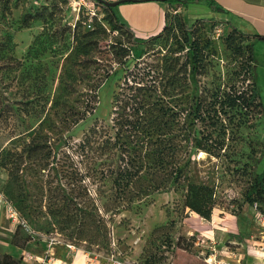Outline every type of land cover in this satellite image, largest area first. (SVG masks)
<instances>
[{
	"label": "rangeland",
	"instance_id": "rangeland-1",
	"mask_svg": "<svg viewBox=\"0 0 264 264\" xmlns=\"http://www.w3.org/2000/svg\"><path fill=\"white\" fill-rule=\"evenodd\" d=\"M44 6L56 11L38 37L43 23L25 27L22 17ZM92 7H85L76 19L63 0H0V197L13 201L33 228L47 232L55 229L51 210L62 205L63 193L77 201L89 200L90 209L96 206L104 218L102 227L108 236L99 247L78 245L83 256L89 253L85 261L141 264L147 244L163 264H209L201 254L209 244L203 240L210 238L221 250L234 252L231 264L264 262V214L245 200L251 175L264 168V41L255 42L253 65L263 110L249 114L250 125L227 131L224 146L214 145L212 153L195 147L192 138L208 131L221 138L220 126L213 129L196 122L192 127L196 135L183 141L189 150L183 154L189 160V178L213 188V213L221 215L222 221L199 224L200 219L187 218L192 212L184 205L186 189L173 180L149 196L135 198L127 210L102 214L98 206L116 190L109 175L114 176L131 158L139 166L143 162L145 147L135 125L138 101L131 96L141 93L138 86H145V99L159 100L172 112H180L182 122L188 117L191 123L189 109L184 108L199 96L210 100L217 88L229 89L235 84L243 89L250 80L243 81L241 58L233 56L223 37L215 34V24L224 20L205 18L212 29L203 33L213 39L214 54L203 69L190 65L173 81L163 54L179 48L177 38L166 35L138 46L125 33L110 28L103 18V6ZM178 9L170 5L167 12L179 14L175 13ZM183 15L191 24L207 14L190 9ZM93 29L94 34L85 36ZM123 47L129 51L126 56ZM183 61L184 55L179 64ZM4 103L12 107L10 113H1ZM179 128L173 122L167 138L178 142ZM4 207L8 215L6 202L0 201L1 213ZM163 224H169L166 234H159L161 238L155 242L152 231ZM212 230L216 232L207 235ZM108 237L111 244H107ZM16 239L23 247L16 248L12 239L14 246L1 239L0 258L10 254L18 264H31L24 257L45 254L48 247L39 236L27 242L24 231ZM76 251L67 249L68 254ZM95 251L100 254L97 258L90 255Z\"/></svg>",
	"mask_w": 264,
	"mask_h": 264
},
{
	"label": "trees",
	"instance_id": "trees-1",
	"mask_svg": "<svg viewBox=\"0 0 264 264\" xmlns=\"http://www.w3.org/2000/svg\"><path fill=\"white\" fill-rule=\"evenodd\" d=\"M63 1L66 3V0ZM94 1L96 4L103 6L105 11L103 18L110 28L125 33L131 42L138 46L148 40L158 39L166 35L170 38H177L179 48L171 50L170 55L167 53L163 54V58L168 63L166 64V72L173 73L171 75L173 81H175V76L180 74V72H187L190 65L203 69L207 58L214 54L213 39L210 36H204L206 33H203L207 29H212V25H209L208 23L210 22L206 21L205 18H199L190 24L185 20L184 15L167 12L164 29L157 35L142 38L136 36L128 24L122 20L115 6L106 5L102 0ZM180 1L188 2L187 0ZM55 11L48 6H44L33 14L25 13L22 17L23 25L30 27L33 22L41 21L43 27L38 33V37H40L47 30L51 19L53 20ZM77 23L76 25H78ZM217 26L215 24L214 30ZM95 31V29L90 30L85 36L92 35ZM221 36L226 47L231 50L232 55L241 58L243 67L241 72L243 70L244 74L243 81L250 80L247 87L242 89L232 84L229 89L224 88L221 90V88H217L211 92L210 100H208L207 96H199L194 104L189 108H184L186 111L189 109L188 114L192 119L191 123H188V117L182 122L180 112H172L170 106H166L159 100L148 101L145 99L143 94L145 86H138L137 89L141 93H134L131 96L138 101L136 114L138 123L134 124L138 125L140 140L143 141L145 147V153L142 154L143 162L139 166L131 158L124 166H120L116 170L114 176L112 174L109 175V177H113V187L116 190L112 198L106 200L102 206H98L102 214L110 213L113 215L122 209L127 210L135 198L149 196L173 180L176 183L184 184L186 189L184 205L188 208V211L195 212L205 219H212L216 205L213 198L214 190L210 186L190 180L188 175L189 160L185 161L186 155H183L188 153L189 150L188 146L183 144V141H188L193 134L196 135L192 128L196 122H202L204 125L213 127V129H217L220 126L223 133L221 138L213 136V131H208L202 136L192 138L195 147L212 153L214 145L218 148L224 146L227 131H231L234 126L250 125L249 114L253 116L263 110L253 65L256 63L255 42L264 41V36L246 34L235 26L229 25V23L225 25L223 33L218 37ZM244 41H250L251 43L243 44ZM122 50L123 56L129 54L126 47H123ZM183 55L185 61L179 64ZM131 88L133 89V86ZM10 110H12V107L9 108L4 103L1 113H10ZM173 122L180 125L178 142L173 141L172 138H167L172 131ZM167 140H172L173 143H165ZM171 146H175V149L172 150ZM170 149L172 152H169ZM168 157L173 159L174 162L167 160L169 159ZM142 169H144V172ZM9 173L10 175L13 174L11 170H9ZM101 195H104V193H101ZM62 198V205L56 210H51V213L56 217V222H54L53 226L69 240L76 243L85 242V245L90 244L94 247L104 245L101 241L108 236V233L107 229L104 230L102 227L104 218L100 215L96 206L90 209L89 200L77 201L70 199L64 193ZM245 200L255 205L264 214V168L261 172L251 175V180L245 193ZM11 202L13 203V201ZM14 206L17 208L15 204ZM168 226L169 224H163L153 229L152 237L155 242L161 238V236H158L159 234H166ZM66 230H71L74 233L68 234ZM22 231L27 234V242L32 239V236L22 226H17L12 241L20 247H23L24 243L18 242L16 238ZM75 233L76 235L74 236L73 234ZM180 239L178 237L177 244H179ZM110 240L108 237L107 244H111ZM192 243H194L192 245L195 247V241ZM143 249L144 255L141 264H163L162 258L153 250H149L147 244L144 245ZM0 264H18V262L10 254H5L0 258Z\"/></svg>",
	"mask_w": 264,
	"mask_h": 264
},
{
	"label": "crops",
	"instance_id": "crops-1",
	"mask_svg": "<svg viewBox=\"0 0 264 264\" xmlns=\"http://www.w3.org/2000/svg\"><path fill=\"white\" fill-rule=\"evenodd\" d=\"M104 3H118L115 8L122 20L128 24L136 36L149 38L159 34L166 25L167 10L170 5L179 7V10L187 12L194 9L196 12H204L206 17H217L235 26L246 34H260L264 36V0H187L185 3L180 0H102ZM1 188V185H0ZM1 210V209H0ZM187 218L199 220V224H219L222 221V216L213 213L212 219H201L197 213L192 212ZM0 234L1 239L7 241L10 246L11 239L16 231V226L11 222L9 215L6 214L5 207L0 212ZM188 220V219H187ZM215 230L210 231L211 236ZM216 232V231H215ZM33 242V241H31ZM19 248L18 246H15ZM25 252V249L23 250ZM81 250L74 254H68L65 246H58L52 260L42 262L41 259H28L31 264H61L62 261H69V264H87L85 261L86 254ZM36 256L42 257L44 254L34 252ZM94 257V255H91ZM96 260L92 264H99Z\"/></svg>",
	"mask_w": 264,
	"mask_h": 264
},
{
	"label": "built area",
	"instance_id": "built-area-1",
	"mask_svg": "<svg viewBox=\"0 0 264 264\" xmlns=\"http://www.w3.org/2000/svg\"><path fill=\"white\" fill-rule=\"evenodd\" d=\"M66 3H67V6H69L76 14V17H77L76 19H79V17L81 16V12L83 13V9L85 7L93 8L92 6L96 4L94 0H66ZM175 13H179L183 15V12L180 11L179 9ZM226 24L227 22L225 21H222L218 24V26L215 29V34L217 36H220L223 33ZM0 201L6 202V208H7V212H8L11 222L16 227L19 225L22 226V228H24V230L32 236V239L30 240V242L36 241L37 236H39V238H42L43 240L47 242L48 247L46 248L45 254L42 257L36 256L33 253H30L27 256V258L41 259L42 262L45 263L47 259L49 261L52 260V258L55 255V249L57 245L65 246V248H67L70 251L80 250L81 248L78 247V245L85 246L86 244L85 242L76 243L74 241L69 240L64 234L59 232L57 228H55L51 232L40 231V230H37L36 228H33L32 225L29 223V221L20 215L19 211L17 210V208L14 206V204L11 201H9L7 198H4L2 196L0 197ZM207 239L203 240V243L205 241L209 242L208 250L203 249V252L201 254L204 257V260L209 264H231L230 259L233 258L234 252L229 249H226L225 251L221 250L217 246L216 241L214 239H210V238H207ZM197 244H200V241H198ZM86 255H89V253H86ZM90 255H94V257L97 258V255H100V254L96 253L95 251L93 253H90ZM93 262H94L93 260L88 258L87 264H92ZM113 262L115 264H124L117 260H114ZM61 264H69V263L67 261H62ZM260 264H264V262H261Z\"/></svg>",
	"mask_w": 264,
	"mask_h": 264
},
{
	"label": "water",
	"instance_id": "water-1",
	"mask_svg": "<svg viewBox=\"0 0 264 264\" xmlns=\"http://www.w3.org/2000/svg\"><path fill=\"white\" fill-rule=\"evenodd\" d=\"M106 5H109V6H115V5H117L118 3H105Z\"/></svg>",
	"mask_w": 264,
	"mask_h": 264
}]
</instances>
